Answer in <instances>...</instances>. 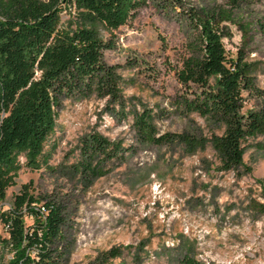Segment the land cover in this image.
<instances>
[{"label": "rangeland", "instance_id": "obj_1", "mask_svg": "<svg viewBox=\"0 0 264 264\" xmlns=\"http://www.w3.org/2000/svg\"><path fill=\"white\" fill-rule=\"evenodd\" d=\"M248 2L240 15L247 35L233 25L231 38L223 41L229 58L241 53L256 68L253 81L262 93L244 91L242 112L264 108V0ZM75 16L74 7L65 9L61 24ZM101 34L112 46L104 60L123 79L122 101L97 95L64 99L46 146L51 169L24 166L3 210L13 207L24 185L41 199L40 206L60 205L70 253L63 264H89L113 249L120 256L109 264H183L184 257L195 264H264V212L250 207L264 208V134L248 142L242 167L223 170L208 141L223 129L177 111L185 92L177 71L189 55L183 22L150 3L114 33L102 29ZM144 109L153 114L159 134L186 132L204 147L190 152L178 142L147 144L134 125L135 112ZM95 135L120 145L118 157L88 159L84 146ZM86 160L104 175L83 177L76 168ZM25 223L32 227L34 219L26 216ZM7 237L0 220V264L13 256L2 243Z\"/></svg>", "mask_w": 264, "mask_h": 264}, {"label": "trees", "instance_id": "obj_2", "mask_svg": "<svg viewBox=\"0 0 264 264\" xmlns=\"http://www.w3.org/2000/svg\"><path fill=\"white\" fill-rule=\"evenodd\" d=\"M197 5L187 0H0V220L8 237L3 245L13 254L7 264H63L68 253L63 210L55 202L41 199L24 185L13 207H1L9 188L24 166L33 171L51 169L46 146L55 132L58 111L64 99L97 95L112 102L122 101L123 79L106 64L104 52L112 48L101 30L112 34L152 3L163 13L185 25L189 55L182 60L177 79L185 92L177 102L184 116L196 114L219 125L221 135L208 141L223 170L243 166L248 142L264 134V108L242 112L243 92H257L253 63L238 53L227 56L224 39L231 38L230 26L244 33L243 8L248 0ZM75 8L67 26L61 15ZM134 125L144 142L163 145L178 142L190 152L204 142L189 133L159 134L153 114L135 112ZM255 147L263 145L256 143ZM118 144L99 135L84 146L88 159L118 157ZM25 159V163L21 162ZM77 171L83 177L104 175L99 165L86 160ZM251 209L264 212L261 204ZM34 225L27 227L25 217ZM120 256L118 249L98 255L89 264H109ZM183 264H195L184 257Z\"/></svg>", "mask_w": 264, "mask_h": 264}]
</instances>
